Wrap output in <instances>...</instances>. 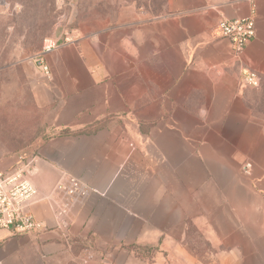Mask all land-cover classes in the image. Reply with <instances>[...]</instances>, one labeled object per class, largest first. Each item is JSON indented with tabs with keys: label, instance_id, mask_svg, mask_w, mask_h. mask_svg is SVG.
Returning <instances> with one entry per match:
<instances>
[{
	"label": "crops",
	"instance_id": "crops-1",
	"mask_svg": "<svg viewBox=\"0 0 264 264\" xmlns=\"http://www.w3.org/2000/svg\"><path fill=\"white\" fill-rule=\"evenodd\" d=\"M126 1L55 38L53 134L3 171L35 186L43 229L0 231V264H264V0ZM240 18L237 55L218 25ZM71 179L85 195L56 190Z\"/></svg>",
	"mask_w": 264,
	"mask_h": 264
},
{
	"label": "rangeland",
	"instance_id": "rangeland-1",
	"mask_svg": "<svg viewBox=\"0 0 264 264\" xmlns=\"http://www.w3.org/2000/svg\"><path fill=\"white\" fill-rule=\"evenodd\" d=\"M126 2L0 0V171L53 134L37 99L43 76L33 64L44 40L89 34L96 24L117 19Z\"/></svg>",
	"mask_w": 264,
	"mask_h": 264
},
{
	"label": "built area",
	"instance_id": "built-area-1",
	"mask_svg": "<svg viewBox=\"0 0 264 264\" xmlns=\"http://www.w3.org/2000/svg\"><path fill=\"white\" fill-rule=\"evenodd\" d=\"M218 28L221 34L230 41L237 55L243 52L245 46L256 35L255 22L251 18L223 20ZM57 47L58 42L55 39H45L41 51L34 57V66L45 78H49L51 73L46 57ZM242 81L250 87L260 85L256 71L249 69L242 71ZM249 168L251 165L248 163L244 171ZM56 190L69 197L85 195L87 192L85 187L75 179H71L67 185L59 183L56 185ZM37 194V189L23 173L0 171V231L8 230L24 235L40 233L43 224L28 211V207L37 201Z\"/></svg>",
	"mask_w": 264,
	"mask_h": 264
}]
</instances>
